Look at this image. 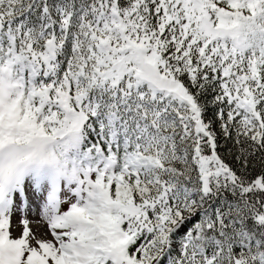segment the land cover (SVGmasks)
Segmentation results:
<instances>
[{
    "label": "snow or ice",
    "instance_id": "snow-or-ice-1",
    "mask_svg": "<svg viewBox=\"0 0 264 264\" xmlns=\"http://www.w3.org/2000/svg\"><path fill=\"white\" fill-rule=\"evenodd\" d=\"M0 264H264V0H0Z\"/></svg>",
    "mask_w": 264,
    "mask_h": 264
}]
</instances>
